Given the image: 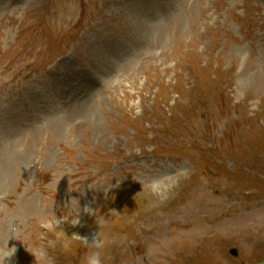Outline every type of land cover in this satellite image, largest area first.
I'll list each match as a JSON object with an SVG mask.
<instances>
[{
    "label": "rangeland",
    "instance_id": "374dc122",
    "mask_svg": "<svg viewBox=\"0 0 264 264\" xmlns=\"http://www.w3.org/2000/svg\"><path fill=\"white\" fill-rule=\"evenodd\" d=\"M6 246L264 264V0H0Z\"/></svg>",
    "mask_w": 264,
    "mask_h": 264
},
{
    "label": "clouds",
    "instance_id": "9594fccd",
    "mask_svg": "<svg viewBox=\"0 0 264 264\" xmlns=\"http://www.w3.org/2000/svg\"><path fill=\"white\" fill-rule=\"evenodd\" d=\"M78 223H79V221L77 223H75L74 225H76ZM43 226L45 228L52 230V229L59 227L60 222L56 219H53V220H49V221L45 222L43 224ZM77 238L89 247L93 244L98 245V239L94 240V242L91 245H89L87 242V238H82L79 235ZM16 251L17 250L15 248L8 250L7 246H6V248L3 250V252H0V264H5L6 261L13 259L16 255ZM40 264H50V260L47 257H44L41 259ZM85 264H103L101 253L99 251H92L89 254H87L86 259H85Z\"/></svg>",
    "mask_w": 264,
    "mask_h": 264
},
{
    "label": "water",
    "instance_id": "95a60500",
    "mask_svg": "<svg viewBox=\"0 0 264 264\" xmlns=\"http://www.w3.org/2000/svg\"><path fill=\"white\" fill-rule=\"evenodd\" d=\"M232 252H233V254H236V250H233Z\"/></svg>",
    "mask_w": 264,
    "mask_h": 264
},
{
    "label": "bare ground",
    "instance_id": "6f19581e",
    "mask_svg": "<svg viewBox=\"0 0 264 264\" xmlns=\"http://www.w3.org/2000/svg\"><path fill=\"white\" fill-rule=\"evenodd\" d=\"M85 223V222H84ZM81 224V223H80ZM83 225V224H82ZM84 230V229H83ZM85 233V232H84Z\"/></svg>",
    "mask_w": 264,
    "mask_h": 264
}]
</instances>
